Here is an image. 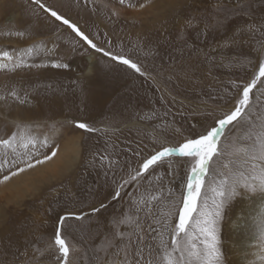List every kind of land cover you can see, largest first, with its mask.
Instances as JSON below:
<instances>
[{
  "label": "rangeland",
  "instance_id": "1",
  "mask_svg": "<svg viewBox=\"0 0 264 264\" xmlns=\"http://www.w3.org/2000/svg\"><path fill=\"white\" fill-rule=\"evenodd\" d=\"M42 2L55 5L78 23L98 48L113 53L131 49L145 75L92 49L68 26L37 9L32 0H0V53L7 51L12 57L0 56V63L6 65L0 68V139L17 135L15 152L0 146V162H5L0 180L23 165L25 153H40V158L68 138L78 136L80 142L78 161L63 175L14 202L0 199V264H59L54 243L57 212L66 206L91 213L100 202L109 207L70 220L63 230L72 247L73 264H98L108 242L118 238L117 230L135 238L137 229L119 221L137 215L139 231L146 232L149 224L156 229L146 237L152 264L176 261L178 253L162 225L174 226L178 221L191 162L173 157L143 179L124 184L119 198L112 199L111 193L135 175L143 158L156 147L161 130L178 129L184 136L203 131L221 111L234 106L237 85L257 78L250 93L251 117L221 134L218 148L224 149V155L213 158L201 191V197L205 192L211 197L226 171L248 177L222 213L219 236L224 256L221 228L226 211L244 194L264 193L259 169L246 166L252 146L249 137L259 140L264 130V78L257 77L259 62L264 61V4L260 0H126V5H135L127 8L119 0ZM241 29L243 42L235 47L232 40L241 37ZM205 33L208 45H220L217 58L222 53L227 56V68L213 70L206 80H197L200 86L193 89L174 62L157 53L161 46L167 49L169 42L179 45L187 40L191 46L195 37L201 38L197 46L205 47ZM233 49L239 54L234 58ZM89 55L93 61L86 74ZM53 61L66 63L68 68H56ZM78 120L94 130L78 129ZM25 129L31 143L19 138ZM57 129L58 135L50 137ZM177 138L168 136L173 141ZM45 142L47 147H42ZM97 157L103 158V167ZM12 160L17 163L12 165ZM50 207L56 211L49 212ZM255 214L262 217L264 205ZM161 239L170 255L166 256ZM145 255L149 256L147 249Z\"/></svg>",
  "mask_w": 264,
  "mask_h": 264
},
{
  "label": "snow or ice",
  "instance_id": "2",
  "mask_svg": "<svg viewBox=\"0 0 264 264\" xmlns=\"http://www.w3.org/2000/svg\"><path fill=\"white\" fill-rule=\"evenodd\" d=\"M193 2L195 3V0H193ZM32 3L37 6V9L43 10L45 14L50 15L51 18L68 26L92 49L103 52L104 55L110 57L113 62H119L120 65L134 70L137 74L142 76L145 75L139 60H134L131 49L125 53L123 48H121L119 52L113 53L111 49L105 51L103 48H98L97 44L90 39L89 35L81 30L78 23H74L70 18H66L55 5L44 3L42 0H32ZM119 3L125 6L126 0H119ZM260 3L264 4V0H260ZM126 7L134 8L135 5L128 3ZM140 7L143 8L145 5L141 4ZM232 31L235 32V28H233ZM207 35L208 34L205 33L202 41L205 47H198L197 45L198 42H201V38L195 37L191 46H189L187 40L181 41L179 45L169 42V47L167 49L161 46V49L158 50L157 53L161 59L167 57L168 61H173L174 66L180 70L184 79L193 89L200 86L196 83L197 80H206L208 76L212 75L213 70L227 68L225 64L227 56L222 53L219 59L217 58L215 53L220 45L216 47L208 45ZM242 42L243 29H241V37H233L232 40L235 47H239ZM236 55L239 54L235 53L233 49V58ZM0 56L8 58V60L12 59L7 51L0 53ZM52 66L56 68H68V64L56 63L55 61H53ZM4 67H6V65L0 63V68ZM205 73L206 75H204ZM257 77L264 78V61L259 62ZM176 78L180 79V76ZM256 83L257 78H253L251 83H245L242 86L237 85V95L233 97L235 100L234 106L221 111L219 116L214 117L213 124L205 125L204 130L199 133H190L188 136H184L178 129L170 130L165 128L161 130L158 134L156 147L150 155L143 158V163L138 167L135 175H129V178L119 184L111 193L112 199L119 198L121 196L119 188L123 187L124 184H132L143 179L145 173H149L150 170L155 171L157 167L173 157H179L186 162H191L190 172L187 174L186 194L183 197V205L178 212V221L174 226L168 222L162 225L171 236L173 251L178 253L176 261L169 259L168 264H225L219 236L222 213L229 202L239 194L238 188L242 186L241 182L248 179V177H245L242 172L238 175H229L226 171L219 185L212 188L213 195L211 197L208 196L207 192L201 197V191L204 185V177L209 172L210 165L213 163V158L215 157L216 160H219L224 155V149L218 148L221 134L234 124H239L245 117H251V113L248 111L252 106L250 93ZM209 95L211 96V93H209ZM211 98L214 99L215 97ZM75 126L78 129L88 132L94 130L87 122L79 120L75 122ZM170 133L178 138L174 141L168 139ZM19 138L20 140H27L28 143L32 142L30 139H27L26 129L19 133ZM249 139H252V146L248 151L250 160H248L246 166L253 170L259 169V187L261 190H264V130H262V136L259 140L253 139L252 137H249ZM16 140L17 135L14 133L8 139H0V146L10 148L15 152L13 144ZM41 146L47 147V142L43 143ZM136 154L139 155V152ZM56 155L57 152L54 150L50 155L44 154L43 159H40V153H35L34 155L25 153L26 159L21 161L23 167L17 166L15 171L10 172V175H4L0 183L8 181L10 176H16L24 172L26 168L31 169L36 165L49 161ZM33 159H35V163H33ZM97 159L100 160V165L103 167V158L97 157ZM16 163V160L11 161L12 165ZM4 166L5 162H0V169H3ZM9 167H11V165H9ZM93 167H95V164H93ZM198 200L200 203H198ZM209 200H211V203H209ZM108 207V203L100 202L98 207L93 206L91 208V213H86L83 209H70L66 206L60 208L57 212L56 224L54 225V243L60 253L59 264H73L70 259L72 247L67 236L63 232L68 221L73 219L80 220L89 214H99ZM48 211L53 212L56 210L50 207ZM140 211V209H137V213ZM193 213H195V215H193ZM175 214L176 213H173V215ZM119 224L134 226L137 229L135 238H133V234L131 233L117 230L115 232V237L118 238L108 242L105 254L100 258L98 264H152L150 257L152 249L148 239H146V237L152 236L156 231L152 224L148 225L146 232L139 231V215H137L136 219L130 216L126 217L124 220L119 221ZM125 237L127 238L125 239ZM160 243L165 246L166 256L170 255L167 253L166 242L161 239ZM145 249H147L149 253L147 257L145 255Z\"/></svg>",
  "mask_w": 264,
  "mask_h": 264
},
{
  "label": "bare ground",
  "instance_id": "3",
  "mask_svg": "<svg viewBox=\"0 0 264 264\" xmlns=\"http://www.w3.org/2000/svg\"><path fill=\"white\" fill-rule=\"evenodd\" d=\"M86 60L88 66L85 73L89 74L93 56H87ZM58 133V129L54 130L50 137ZM54 150L57 155L51 160L31 169L26 168L24 172L0 183V199L6 203L14 202L33 189H39L50 179H56L67 172L79 159V137L74 136L59 143L48 155ZM263 205L264 193L250 196L244 194L226 211L221 228L225 264H264V214L262 217L255 214V210L260 211Z\"/></svg>",
  "mask_w": 264,
  "mask_h": 264
}]
</instances>
